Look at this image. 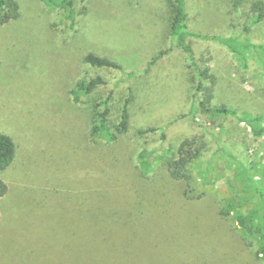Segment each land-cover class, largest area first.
Instances as JSON below:
<instances>
[{
    "label": "rangeland",
    "instance_id": "obj_1",
    "mask_svg": "<svg viewBox=\"0 0 264 264\" xmlns=\"http://www.w3.org/2000/svg\"><path fill=\"white\" fill-rule=\"evenodd\" d=\"M16 1L20 18L0 26V133L9 135L17 146L15 165L0 172L10 188L2 208L0 264H84L91 259L93 238H99L91 226L93 199L84 190L78 194L80 204L74 202L79 197L78 169L72 168L81 162L87 169L97 156L112 158L130 174V181H136L137 155L145 148L161 154L166 129L168 142L175 148L185 138L204 137L209 152L203 167L211 164L219 180L211 187L201 186L192 170L193 187L203 194L199 202L178 203L183 185L163 184L165 206H153L157 214L148 213L144 224L121 230L125 249L134 250L124 258L126 264H264L258 242L243 235L232 217L220 216L231 195L224 181L234 179L238 170L228 155L248 167L254 162L253 174L264 186V137H254L245 124L231 118L203 115L198 100L202 96L196 97L198 69L170 37L175 0L78 2L75 27L44 0ZM256 1L246 0L244 6L233 8V0H188L189 31L264 46V22L249 27L250 7ZM192 45L199 56L210 57L199 66L208 65L214 76L213 105L264 115V51L246 52L245 63L220 54L216 46L212 49L194 41ZM163 52L146 71L149 62ZM90 54L109 59L121 69L91 66L85 62ZM98 77L107 84L75 102L77 84ZM129 93L133 99L128 133L118 145L103 142L102 149L93 146L91 152H84L94 140L89 136L94 104L111 96L113 125L119 122ZM195 101L196 117L191 114ZM151 128L155 131L144 137L138 134ZM101 169L110 177L118 167L110 170L103 163ZM142 185L136 193L144 203L149 199H144ZM104 224L116 225L112 220L95 225Z\"/></svg>",
    "mask_w": 264,
    "mask_h": 264
},
{
    "label": "trees",
    "instance_id": "obj_2",
    "mask_svg": "<svg viewBox=\"0 0 264 264\" xmlns=\"http://www.w3.org/2000/svg\"><path fill=\"white\" fill-rule=\"evenodd\" d=\"M44 1L52 9L61 10L65 19L72 27H75L77 24L75 6L78 2L83 3L86 0ZM187 1L188 0H175L173 4H171L170 37L175 44L181 48L188 60L198 69L199 80L197 81L198 88L196 97L199 94L202 96V98L198 100L200 108H204L203 115L208 114L212 117L224 119L231 118L239 123L245 124L254 137L259 139L263 138V114H241L236 109L225 105H213L214 76L208 65L204 68L199 66V63L210 61V57H207L204 53L199 56L194 45H192V41L200 44H207V46L212 49L213 46H216L218 47L216 50L220 51V54L236 56L241 58L245 63L248 61L246 52L252 49L264 51V46L248 44L240 41L239 38L222 39L220 36L190 32L188 27L189 14L186 6ZM233 1V8L244 6L246 2V0ZM250 11L252 21L249 27H254L264 22V1L258 0L254 2L250 7ZM19 18L20 7L16 0H0V26L9 25ZM246 29L247 31L249 30L248 28ZM211 41L214 43H211ZM163 55H165V52L155 56V58L149 62L146 71L153 67ZM85 62L99 68L121 69L119 64L93 54L86 56ZM129 75L132 76V74ZM106 84V81L101 77L95 78L90 82L82 81L78 83L76 89L73 91L75 102L81 101L82 96H88L97 87ZM132 99L133 94L129 93L123 105L119 122L113 125L110 124V116L112 115V108L110 106L111 96L100 103L94 104L92 110L94 123L89 131V136L95 141H90L87 144L89 146L84 148V152H91V147L93 146L102 149L105 146L103 142H106V145L111 147L118 145L120 137L126 135L130 129L131 112L129 106ZM191 114L195 115V117L197 116L196 101L192 106ZM169 125L171 126L173 123ZM154 131L155 130L152 128L146 131L140 130L138 134L140 137H144L146 134ZM205 131H207L208 134L212 133L209 132L207 128ZM162 141L164 149L161 154L151 153L145 148L137 155L136 169L139 168V176L138 179H135L136 181H130V174L124 173L120 166V162L112 160V158H107V160L105 158H100L101 156H97L93 158L92 165H88L87 169L85 168V163L81 164V162L78 163L77 167L72 168L78 169L77 197L79 196V192L84 190H87V196H89V198L92 196L95 218L91 226L93 228L94 225V235L99 236V238H93V256L91 259L86 260L84 264H126L124 258L126 256H132L134 250L129 251L125 249L124 242H122L123 236L121 230H124L128 226L137 227L139 224H144V218L148 213H150V215L157 214L156 210H153V206L157 204H160L161 208L165 206V194L160 189L163 184L165 185L164 187H167V183L170 182L183 185V190L181 194H179L178 203L199 202L203 198V194L198 195L196 188L193 187L195 179L192 176V170L196 171L198 177L196 180H199L201 186L211 187L216 185L219 180L217 170L211 166V164L206 168L203 167V159L209 152V146L204 137L185 138L180 145L175 148L168 142L166 129L162 134ZM217 153H219V151ZM228 156L237 164L238 170L234 179L228 178L224 181V185L230 190L231 195L224 201L220 216L232 217L235 225L240 229L243 235L256 240L259 245L258 252L264 260V186L262 185V181L257 178V175L253 174V170H256V164L254 162H251V166L248 167L243 162L237 160V158L231 155ZM16 159L17 146L14 140L9 135L0 133V172H6L9 168L14 166L16 163L15 161H17ZM103 163H108L110 170L118 167L116 173L107 177L104 169H101ZM143 182H147L146 186L142 185ZM153 182H155L156 185L152 187L151 184ZM140 185L146 187V191L143 193L144 199L147 197L149 199V201L144 203L139 201V194L136 193L139 190V188L136 190V187H140ZM143 189L144 188H142L140 194H142ZM148 189L153 190L148 191ZM9 192L10 188L8 182L0 176V228L5 220L2 212L3 203L8 199ZM150 193L153 195L151 199ZM81 198L82 197L79 196L74 202L79 205ZM150 209L152 213L148 211ZM110 220L114 221L116 225L113 227H110L109 224H104L102 227L95 225L98 222L108 223ZM73 235L77 234L74 232ZM79 248L80 246H78V249ZM9 251L10 254L15 253L14 250ZM120 254H123V256H121L123 257L122 260H118Z\"/></svg>",
    "mask_w": 264,
    "mask_h": 264
}]
</instances>
